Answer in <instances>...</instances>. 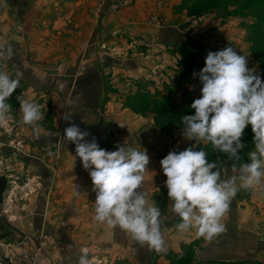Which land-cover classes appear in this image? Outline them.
<instances>
[{
    "label": "crops",
    "instance_id": "obj_1",
    "mask_svg": "<svg viewBox=\"0 0 264 264\" xmlns=\"http://www.w3.org/2000/svg\"><path fill=\"white\" fill-rule=\"evenodd\" d=\"M125 1L17 0L16 16L7 18L0 45L11 42L16 54L0 63V70L13 78L24 74L10 104L17 129L27 140L32 138V145L23 144V152L36 154L32 158L40 181L32 226L37 237L31 234V241L8 245L6 252L16 264H78L82 248L89 249L90 264H264L260 191H238L222 219L225 231L211 240L176 229L179 217L172 213L160 164L170 151L203 149L209 162L226 161L222 178L238 173L210 143L197 144L182 135V115H194L191 104L201 98L202 84L193 73L204 66L202 48L186 54L179 46L191 41L185 32L183 41L179 38L184 10H176L181 0H167L165 7L160 0H129L123 6ZM156 3L160 7L154 9ZM151 11H156L159 24L151 20ZM156 36L159 44L152 41ZM18 95L41 105L39 141L21 122ZM69 110L73 121L91 133L87 139L95 137L101 148L116 151L125 144L147 150L150 163L142 190L149 203L161 209L166 253L131 242L123 230L93 220L96 194L91 178L76 157L75 145L62 142L68 124L61 117ZM251 136L249 125L242 136L246 147L239 153L245 163L254 148ZM3 175L14 181L13 175Z\"/></svg>",
    "mask_w": 264,
    "mask_h": 264
},
{
    "label": "clouds",
    "instance_id": "obj_2",
    "mask_svg": "<svg viewBox=\"0 0 264 264\" xmlns=\"http://www.w3.org/2000/svg\"><path fill=\"white\" fill-rule=\"evenodd\" d=\"M15 54L11 42L0 45V63L13 59ZM247 56L238 54L233 47L209 51L205 66L198 74L193 73L202 84L201 98L191 104L194 115H182V135L197 144L210 143L214 150L226 155L227 161L232 162V171L238 175L222 178L226 161L209 162L203 149L170 151L160 164L167 178L172 213L179 217L175 227L180 233L194 231L196 238L211 240L225 231L222 219L238 191L264 193V82L254 74L255 68L247 67ZM23 78V72L13 78L0 70V123L12 112L8 101ZM16 100L21 122L31 127L36 141L41 140V105L19 95ZM73 116L69 110L61 117L68 124L62 142L63 146L75 145L76 157L91 178L96 194L93 220L123 230L131 242L166 253L161 209L156 203H149L142 190L150 163L147 150L125 144L117 145L116 151L101 148L95 137L87 139L91 133L81 129ZM248 125L254 133V148L247 153L250 162L245 163L239 153L246 147L242 136ZM79 193L76 185L75 194ZM78 264H90L88 248L81 249Z\"/></svg>",
    "mask_w": 264,
    "mask_h": 264
},
{
    "label": "rangeland",
    "instance_id": "obj_3",
    "mask_svg": "<svg viewBox=\"0 0 264 264\" xmlns=\"http://www.w3.org/2000/svg\"><path fill=\"white\" fill-rule=\"evenodd\" d=\"M16 1L0 0V36L6 32L7 18L16 16ZM128 3L129 0L122 5ZM160 3L165 7L167 0H160ZM159 7L160 4L156 3L154 9ZM183 10L184 16L179 28L180 42L183 41L182 32L188 33V38L195 42L193 44L188 40L180 43L179 46L184 48L186 54L190 49L192 54H197L198 49L202 48L204 51L200 50V53H203L200 64L205 66L207 53L204 52L209 48L219 51L225 47H233L238 54L248 55L247 67L255 68L254 74L260 75L264 82V0H181L180 8L176 11ZM154 16L156 11H151V20L153 17L159 24L160 19ZM158 40L160 37L156 36L152 41L159 44ZM185 58V61L189 60L188 57ZM15 94L14 92L11 97ZM8 102L12 103L15 100L11 101L10 98ZM11 114L8 120L0 123V175H13L12 179L15 181L7 190V193L11 191L7 205H0L2 253H7L8 245H19L21 241H31L37 237L32 233L36 206L34 199L38 192L37 182L40 181L37 163L32 158L36 154L29 149L23 152L25 151L23 144L32 145L33 141L32 138L27 140L22 136L17 129L15 111Z\"/></svg>",
    "mask_w": 264,
    "mask_h": 264
},
{
    "label": "water",
    "instance_id": "obj_4",
    "mask_svg": "<svg viewBox=\"0 0 264 264\" xmlns=\"http://www.w3.org/2000/svg\"><path fill=\"white\" fill-rule=\"evenodd\" d=\"M7 178L4 175H0V205L3 204L6 188H7Z\"/></svg>",
    "mask_w": 264,
    "mask_h": 264
},
{
    "label": "built area",
    "instance_id": "obj_5",
    "mask_svg": "<svg viewBox=\"0 0 264 264\" xmlns=\"http://www.w3.org/2000/svg\"><path fill=\"white\" fill-rule=\"evenodd\" d=\"M8 195V194H7ZM8 197V196H7ZM6 194L2 205H7V199ZM6 211V210H5ZM0 264H16L14 260L8 255V253H2L0 251Z\"/></svg>",
    "mask_w": 264,
    "mask_h": 264
},
{
    "label": "flooded vegetation",
    "instance_id": "obj_6",
    "mask_svg": "<svg viewBox=\"0 0 264 264\" xmlns=\"http://www.w3.org/2000/svg\"><path fill=\"white\" fill-rule=\"evenodd\" d=\"M10 177H11V176H10ZM13 183H15V181H13V180H7L6 194H8V193L10 192V191H9V192L7 193V190H8L9 187H10V188L12 187Z\"/></svg>",
    "mask_w": 264,
    "mask_h": 264
}]
</instances>
